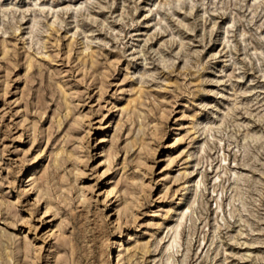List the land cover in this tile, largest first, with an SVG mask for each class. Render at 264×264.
<instances>
[{"label":"rangeland","instance_id":"obj_1","mask_svg":"<svg viewBox=\"0 0 264 264\" xmlns=\"http://www.w3.org/2000/svg\"><path fill=\"white\" fill-rule=\"evenodd\" d=\"M0 252L264 264V0H0Z\"/></svg>","mask_w":264,"mask_h":264},{"label":"bare ground","instance_id":"obj_2","mask_svg":"<svg viewBox=\"0 0 264 264\" xmlns=\"http://www.w3.org/2000/svg\"><path fill=\"white\" fill-rule=\"evenodd\" d=\"M202 148H204V147H202ZM59 154V153H58ZM58 156V155H57ZM56 157V156H55ZM54 159H56V158H54ZM58 160H59V158H58ZM56 161V160H55ZM199 181V180H198ZM196 183V182H195ZM198 186H199V184H198ZM112 190V189H111ZM111 192V191H110ZM48 210H49V207H47L46 208V210H45V212L44 213H47L48 212ZM188 215H189V213H188V211H183L182 213H180V215H179V219H178V223H177V225H176V227H175V229H174V231H173V233H172V236H171V239H170V242H169V244L167 245V248H166V251H168V252H175L179 247H180V244H181V238H180V228H181V226L183 225V222L185 221V219L188 217ZM6 241V240H5ZM1 243H3V245L5 246V247H7L8 248V246L6 245V244H4V242H1ZM114 243V242H113ZM120 243V241L118 242V244ZM121 244V243H120ZM119 246V245H118ZM121 246V245H120ZM114 247H116V246H114ZM6 248V249H7ZM167 252V253H168ZM13 253V252H12ZM0 257H1V252H0ZM4 257V256H3ZM120 260H119V258H118V262H119Z\"/></svg>","mask_w":264,"mask_h":264}]
</instances>
